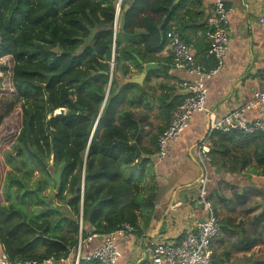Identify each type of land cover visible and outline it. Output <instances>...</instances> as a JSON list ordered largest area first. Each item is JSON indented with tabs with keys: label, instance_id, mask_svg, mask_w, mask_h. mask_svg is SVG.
Segmentation results:
<instances>
[{
	"label": "trees",
	"instance_id": "obj_1",
	"mask_svg": "<svg viewBox=\"0 0 264 264\" xmlns=\"http://www.w3.org/2000/svg\"><path fill=\"white\" fill-rule=\"evenodd\" d=\"M174 1L122 0L117 20L118 0H0V107H8L0 112V244L11 261L69 258L81 223L83 237L149 224L158 188L151 156L184 97L148 86L159 68L143 85L125 79L145 62H169L165 74L173 66L159 54L186 0ZM201 29L196 58L211 67L208 24ZM156 108L164 125L144 141L142 115ZM209 140L213 165L244 158L264 170V130L215 131ZM226 184L208 197L220 226L211 264H264L254 258L262 250L250 253L264 246V210L249 207L246 187Z\"/></svg>",
	"mask_w": 264,
	"mask_h": 264
},
{
	"label": "crops",
	"instance_id": "obj_2",
	"mask_svg": "<svg viewBox=\"0 0 264 264\" xmlns=\"http://www.w3.org/2000/svg\"><path fill=\"white\" fill-rule=\"evenodd\" d=\"M176 1L174 5L181 2ZM225 1L229 10L230 41L220 71L206 79L207 107L219 114H225L238 107L250 106L247 115L253 119L259 116L261 111L255 93L264 91V24L260 21L264 18V0ZM187 11H190L189 15L184 14ZM212 15V0H186L170 24L173 29L179 30L195 51H198L197 49L204 46L202 41L205 39L201 26L208 24ZM159 55L168 57L171 51L165 46ZM147 63H155V69L162 70L149 76L147 84L150 88L158 89L162 85L170 94L171 101H179L185 97L180 83L184 79L193 80L194 76L176 70L172 65L165 74L163 66L169 65V62L162 61L159 64L150 61L144 64ZM152 70L154 69L149 72ZM135 113L142 115L139 110H135ZM142 116L146 118V121L141 122L142 136L146 141V137L155 132L159 124L164 125L165 119L159 117L157 108L151 116ZM164 126L167 127L166 122ZM206 129L207 113L197 112L190 126L178 141L170 146L169 155L165 159H159L157 152L151 156L150 165L158 183L154 215L148 225L141 219L138 228L119 234L121 264H151L150 258L155 243L163 239L178 240L186 231L195 227L197 220L206 217L204 207L197 201V180L201 171L197 154ZM230 175L229 172L223 171L221 166L212 165L210 191L219 184L223 186L225 182L230 183ZM98 242H91L85 251L94 248ZM1 251L3 252V247L0 244ZM41 264H75V259L71 256L59 261L51 259Z\"/></svg>",
	"mask_w": 264,
	"mask_h": 264
},
{
	"label": "built area",
	"instance_id": "obj_3",
	"mask_svg": "<svg viewBox=\"0 0 264 264\" xmlns=\"http://www.w3.org/2000/svg\"><path fill=\"white\" fill-rule=\"evenodd\" d=\"M122 0L117 2V16L120 12ZM212 17L208 21L206 37L209 41L207 58H212L215 64L207 67L196 58V51L185 42L176 30L167 33L166 46L171 51L173 68L184 71L195 79H184L180 88L185 97L172 111L169 125L158 139L157 155L165 159L169 155L170 146L178 141L181 134L190 126L197 112L207 113V129L205 137L198 147V163L201 171L197 180L199 193L197 201L205 211L206 217L196 221L193 229L186 231L178 240H161L155 243L151 254V264H211L212 245L217 238L220 226L211 200H209L211 185V163L209 136L215 131L242 130L255 133L264 130V91L255 93V98L261 105L259 116L250 119L247 110L250 106L238 107L225 114H219L207 107L208 89L206 79L216 75L222 65L230 41L229 10L225 0H212ZM264 24V18L260 19ZM114 65V63H112ZM134 228L126 224L124 228L110 234H90L82 236V223L79 229V241L72 250L71 256L75 264L81 260H97L100 264H121V252L118 236L123 232H131ZM94 240L98 244L85 251ZM70 256V257H71ZM51 260V259H49ZM63 260V259H61ZM48 261V260H46ZM44 261V262H46ZM42 262V263H44ZM0 264H41L32 261H11L4 252H0Z\"/></svg>",
	"mask_w": 264,
	"mask_h": 264
},
{
	"label": "rangeland",
	"instance_id": "obj_4",
	"mask_svg": "<svg viewBox=\"0 0 264 264\" xmlns=\"http://www.w3.org/2000/svg\"><path fill=\"white\" fill-rule=\"evenodd\" d=\"M1 75L2 73L0 72V76ZM7 108L8 107L6 105H3L2 107H0V112ZM59 111L60 110H57L56 113H58ZM156 123L157 122H155V124ZM148 130L150 131L149 128ZM8 151H12V148H9ZM238 155L241 156V154H238ZM243 161H245L244 158L243 159L232 158L230 159L229 163H227V165L225 166L226 168H223L222 166L221 168L223 171H227L231 174L230 183L238 184L242 188L246 187L248 190H250L249 193L252 196L251 197L252 203H250L249 207L255 208L256 214H258L262 210H264V170L256 169L254 164L252 163H249L248 165L243 166V163H242ZM212 165L213 164L211 163V166ZM234 165H237L238 167L236 170L232 169ZM226 183L227 182L223 183L224 187L227 185ZM45 193L50 194L51 195L50 197H52V190L50 188H47ZM260 250H262V252L264 253L263 245L256 246L250 253H253V252L258 253ZM260 253L261 252H259L260 256L255 255L254 258L256 257V259H258L259 257H264V255H261Z\"/></svg>",
	"mask_w": 264,
	"mask_h": 264
},
{
	"label": "water",
	"instance_id": "obj_5",
	"mask_svg": "<svg viewBox=\"0 0 264 264\" xmlns=\"http://www.w3.org/2000/svg\"><path fill=\"white\" fill-rule=\"evenodd\" d=\"M176 2H178V0ZM176 2H175V4H176ZM128 8H129V5H126L125 9L127 10ZM155 68H156V64L155 63L144 64V70H143V72L140 75L135 76V77H131V78H127V79H125V82L126 83H137V84L143 85L144 80L147 77L149 71L151 69H155ZM137 139H138V136L135 138L132 146L137 150V155H140L141 154V150H140V148L137 145ZM54 177H55L56 182H57V189L56 190L58 191L60 189V187H61V174L60 173H55Z\"/></svg>",
	"mask_w": 264,
	"mask_h": 264
},
{
	"label": "clouds",
	"instance_id": "obj_6",
	"mask_svg": "<svg viewBox=\"0 0 264 264\" xmlns=\"http://www.w3.org/2000/svg\"><path fill=\"white\" fill-rule=\"evenodd\" d=\"M120 10H121V8H120ZM119 15H120V12H119L118 16H117V14H116V18H117V20L119 19Z\"/></svg>",
	"mask_w": 264,
	"mask_h": 264
}]
</instances>
